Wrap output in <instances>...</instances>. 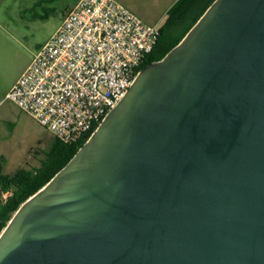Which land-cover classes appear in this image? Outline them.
<instances>
[{
	"label": "water",
	"instance_id": "water-1",
	"mask_svg": "<svg viewBox=\"0 0 264 264\" xmlns=\"http://www.w3.org/2000/svg\"><path fill=\"white\" fill-rule=\"evenodd\" d=\"M0 264H264V0H215L142 69Z\"/></svg>",
	"mask_w": 264,
	"mask_h": 264
},
{
	"label": "built area",
	"instance_id": "built-area-1",
	"mask_svg": "<svg viewBox=\"0 0 264 264\" xmlns=\"http://www.w3.org/2000/svg\"><path fill=\"white\" fill-rule=\"evenodd\" d=\"M161 26L116 0H79L6 99L54 138L89 139L133 84Z\"/></svg>",
	"mask_w": 264,
	"mask_h": 264
},
{
	"label": "rangeland",
	"instance_id": "rangeland-1",
	"mask_svg": "<svg viewBox=\"0 0 264 264\" xmlns=\"http://www.w3.org/2000/svg\"><path fill=\"white\" fill-rule=\"evenodd\" d=\"M72 8L77 0H68ZM148 24L164 23L167 10L177 0H116ZM129 6V7H128ZM60 10L47 9L28 22L25 34L8 42L0 39V154L5 158L4 172L14 173L19 168L32 169L48 151L52 135L31 116L6 99L9 85L20 76L46 40L59 27ZM2 40V41H1ZM38 152V153H37ZM4 155V156H3Z\"/></svg>",
	"mask_w": 264,
	"mask_h": 264
},
{
	"label": "trees",
	"instance_id": "trees-1",
	"mask_svg": "<svg viewBox=\"0 0 264 264\" xmlns=\"http://www.w3.org/2000/svg\"><path fill=\"white\" fill-rule=\"evenodd\" d=\"M214 1L177 0L167 12L154 49L146 56L139 70L164 58L180 43ZM88 137L77 144H68L53 137L39 166L32 169L19 168L11 174L4 172L6 161L0 156V232L5 229L20 206L41 190L73 158ZM5 194H9L6 199Z\"/></svg>",
	"mask_w": 264,
	"mask_h": 264
},
{
	"label": "crops",
	"instance_id": "crops-1",
	"mask_svg": "<svg viewBox=\"0 0 264 264\" xmlns=\"http://www.w3.org/2000/svg\"><path fill=\"white\" fill-rule=\"evenodd\" d=\"M78 1L79 0H77V2ZM68 2V0H0V39L8 42L10 39L14 38L15 35L18 40L19 35L25 34V27L29 25L28 22L34 20L36 17H39L40 14L46 16L47 9L60 10L58 12L62 16V22L63 17L76 5L75 4L72 8H69L70 4ZM159 21L160 20L153 24H159ZM160 25H163V23ZM53 34L46 40L40 49L49 41ZM40 49L34 52L33 55L35 56ZM28 66H26L20 76L24 73ZM20 76H18L12 85H9V90L17 82ZM0 156H2V154H0Z\"/></svg>",
	"mask_w": 264,
	"mask_h": 264
}]
</instances>
